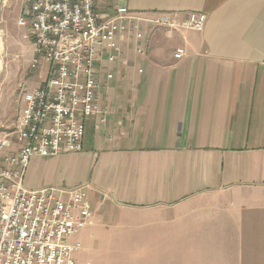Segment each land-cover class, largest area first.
Instances as JSON below:
<instances>
[{
    "label": "crops",
    "instance_id": "obj_1",
    "mask_svg": "<svg viewBox=\"0 0 264 264\" xmlns=\"http://www.w3.org/2000/svg\"><path fill=\"white\" fill-rule=\"evenodd\" d=\"M118 7L128 30L99 64L83 150L33 156L25 185L89 184L79 264H264V0H95Z\"/></svg>",
    "mask_w": 264,
    "mask_h": 264
},
{
    "label": "built area",
    "instance_id": "obj_2",
    "mask_svg": "<svg viewBox=\"0 0 264 264\" xmlns=\"http://www.w3.org/2000/svg\"><path fill=\"white\" fill-rule=\"evenodd\" d=\"M25 2L28 15L19 23L29 27L33 39L31 66L49 67L40 86L24 91L15 130L0 134V264H79L75 253L81 245L70 238L91 221L89 184L30 189L25 176L33 156L83 150L86 121L101 111L98 67L104 56L110 62L119 60L116 37L128 30L129 11L118 7L104 17L95 9V0ZM207 19L205 13H192L178 21L162 13L153 22L200 31ZM136 37L144 35L137 32ZM184 54L178 48L174 56L181 59Z\"/></svg>",
    "mask_w": 264,
    "mask_h": 264
},
{
    "label": "rangeland",
    "instance_id": "obj_3",
    "mask_svg": "<svg viewBox=\"0 0 264 264\" xmlns=\"http://www.w3.org/2000/svg\"><path fill=\"white\" fill-rule=\"evenodd\" d=\"M23 15H28L25 0H0V134L15 130L24 91L38 87L48 76L46 66H31L35 50L29 27L19 23ZM71 240L77 241L78 234ZM77 255L83 259L82 252Z\"/></svg>",
    "mask_w": 264,
    "mask_h": 264
},
{
    "label": "bare ground",
    "instance_id": "obj_4",
    "mask_svg": "<svg viewBox=\"0 0 264 264\" xmlns=\"http://www.w3.org/2000/svg\"><path fill=\"white\" fill-rule=\"evenodd\" d=\"M0 41H1V39H0ZM1 47V46H0ZM2 48V47H1Z\"/></svg>",
    "mask_w": 264,
    "mask_h": 264
}]
</instances>
